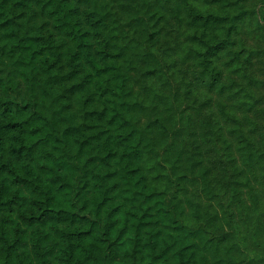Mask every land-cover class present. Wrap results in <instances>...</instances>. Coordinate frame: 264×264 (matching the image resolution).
I'll return each instance as SVG.
<instances>
[{
	"label": "trees",
	"instance_id": "obj_1",
	"mask_svg": "<svg viewBox=\"0 0 264 264\" xmlns=\"http://www.w3.org/2000/svg\"><path fill=\"white\" fill-rule=\"evenodd\" d=\"M156 1L187 38L185 54L199 67L196 85L232 90L230 105L218 103L208 115L212 135L203 131L217 152L209 166L200 153L204 188L212 194L226 187L257 211L264 122L243 65L250 53L237 37L248 13L232 15L230 0H197L212 9L196 0ZM163 16L151 0L123 10L108 9L105 0H0V264H230L231 247L222 257L220 238L198 239L150 180L162 158L151 157L157 144L179 180L196 167L182 165L183 148L168 139L172 103L152 91L166 104L161 136L146 137L135 125L144 105L134 73L152 86L168 82L146 57L160 45ZM224 54L244 82L224 79ZM166 177L172 180L167 169Z\"/></svg>",
	"mask_w": 264,
	"mask_h": 264
},
{
	"label": "rangeland",
	"instance_id": "obj_2",
	"mask_svg": "<svg viewBox=\"0 0 264 264\" xmlns=\"http://www.w3.org/2000/svg\"><path fill=\"white\" fill-rule=\"evenodd\" d=\"M151 1L153 9L159 7L164 16L159 21L161 25L160 45L155 49V54L152 55L149 52L151 55L148 54L146 57H149V63H157L163 68L162 81L168 82L162 83L158 79L152 86L148 77L142 73H134V78L138 82L135 86V92L138 94L139 101L144 105L136 112L135 125L146 137L161 136V130L165 126L164 123L166 124V104L163 99L154 97L152 91L155 89L163 94L172 103L170 112L173 114V119L168 122L169 126H172L168 139L177 144V150L183 148L182 165H186L187 161H193L196 167L191 172L188 170L189 178L179 180L180 170L172 171L171 165L166 161L164 149L157 144L155 145V152L151 153V157L157 159L156 155L160 154L162 158L157 163L158 167L152 170L150 180L159 185V188L163 190L165 200L167 197L171 210L176 213L180 221L196 233L198 239L203 237L220 238L222 240V250H220L222 257H227L225 248L231 247L228 256L232 258L229 261L230 264H264V169L260 170L259 168L258 170L260 173H258L259 176L255 185L261 191V205L254 212L253 209L242 204L239 199L232 198L231 192L226 191V187H214L213 193L209 194L200 178V153H203L205 158L202 165L207 166L210 165L208 159L217 155L215 147L206 145L203 140L204 130L209 131L207 132L208 136L212 135L210 130L213 120L208 115L212 110L218 109V103L230 105L232 90L220 93L196 85L195 78L199 67L192 53L189 56L185 54L187 38L179 33L180 29L174 21L172 23L166 22V15L169 18L170 12L168 11L166 14V9L163 8L164 3L156 0ZM263 1L230 0L228 8L232 15L237 14L239 9H244L248 13L244 23H241V34L237 37L240 40L239 46L245 47L250 53L249 61H244L243 65L253 78V83L249 88L254 94L252 100L256 102L258 107V115L254 112L248 113L257 115L261 122H264ZM137 2L138 0H105L108 9L111 10L133 7ZM194 3L202 6L203 9L213 8L211 4H207L205 1L203 3L196 0ZM122 14L124 15V13ZM143 20L145 24L146 15H144ZM261 20L262 22L259 24L258 21ZM186 29L184 26V31ZM121 43L125 44V40L122 39ZM229 59L230 57L224 54L218 63L219 68L223 71L224 79L227 80L231 77L241 83L244 82L243 77L233 74L228 65ZM0 63H2L1 60ZM170 69H177V71L174 75H168ZM227 81L226 83H229ZM149 102L153 106L148 108ZM227 109L230 107L227 106ZM172 121L173 124H170ZM261 133V131L258 132V137ZM166 169L172 180H167ZM158 174H161L159 180L154 181L153 177ZM82 176L80 174L79 177ZM212 185H215L214 181ZM258 214L263 216L262 219L258 220ZM214 251L212 248L208 250L211 259L216 256Z\"/></svg>",
	"mask_w": 264,
	"mask_h": 264
}]
</instances>
